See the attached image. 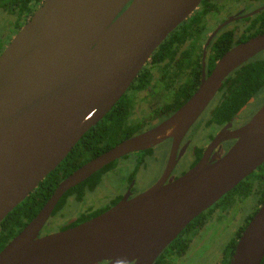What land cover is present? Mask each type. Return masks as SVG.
Here are the masks:
<instances>
[{"label": "water", "instance_id": "obj_1", "mask_svg": "<svg viewBox=\"0 0 264 264\" xmlns=\"http://www.w3.org/2000/svg\"><path fill=\"white\" fill-rule=\"evenodd\" d=\"M200 0H43L0 53V221L118 101L162 40ZM264 49V32L228 49L196 90L157 125L122 139L67 174L0 250V264H152L195 216L264 162V103L229 132L234 143L77 225L41 234L70 188L124 154L167 137L173 147L224 79ZM221 130L213 143L225 139ZM171 152L167 169L174 161ZM164 174V177L165 175ZM264 200L228 264H260Z\"/></svg>", "mask_w": 264, "mask_h": 264}, {"label": "flooded vegetation", "instance_id": "obj_2", "mask_svg": "<svg viewBox=\"0 0 264 264\" xmlns=\"http://www.w3.org/2000/svg\"><path fill=\"white\" fill-rule=\"evenodd\" d=\"M42 1L0 0V53ZM262 13H264V0H200L192 13L182 21L183 39L169 49L168 54L152 57L156 47L142 66L147 69L139 76L137 73L120 96L124 103L123 109L127 110L126 122L141 128L135 134L157 125L184 103L196 90L202 76L210 73L217 59L228 49L264 32ZM263 52L264 49L256 55L262 53L261 56L264 57ZM193 84H195L194 89H192ZM219 89L208 106L181 136L174 150L173 138L167 137L149 148L124 154L110 162L111 166L108 169L101 171L99 181L93 187L89 188L87 184L84 186V195L81 199H77L76 192L71 194L68 199L80 203L82 208L64 220L59 228L65 229L88 220L120 201L138 195L162 178H165L164 182L176 179L204 157H207L208 161L221 157L235 141L234 138H229V132L245 124L264 103L262 98L264 85L255 97L250 98L236 114L221 124L210 121L212 110L223 97ZM186 94L189 95L185 96ZM221 130L226 131L225 139L213 143L215 136ZM172 150L175 157L170 171L166 174ZM154 165L155 167L152 168ZM143 175L146 177L143 178ZM252 183L249 194L243 195L237 188H231L228 193L226 192L227 194L225 193L227 195L225 198H222L225 195L223 194L208 206L201 212L204 217L201 219L204 220L201 225L195 222L185 226L179 233L181 234L179 239L185 240V249L179 255L168 257L167 260L171 264H177L201 230L208 226L214 227L217 222L229 224L231 221H238L242 225L234 231V236L242 228L241 233L264 200L261 201L264 185L257 180H253ZM87 200L89 203L81 204ZM201 220L198 222L200 223ZM211 231L208 230L206 233ZM223 255L224 252L221 259ZM108 263L109 260L103 259L96 264Z\"/></svg>", "mask_w": 264, "mask_h": 264}, {"label": "trees", "instance_id": "obj_3", "mask_svg": "<svg viewBox=\"0 0 264 264\" xmlns=\"http://www.w3.org/2000/svg\"><path fill=\"white\" fill-rule=\"evenodd\" d=\"M181 25L182 22L162 40L152 53V57L169 53V49L183 39L184 29ZM146 69L142 67L138 72V76ZM263 85L264 57L258 54L233 70L225 78L219 89L223 95L222 100L212 110L210 121L221 124L227 118H231L250 98L258 94ZM194 87L195 84H193L192 89ZM188 95L186 94L185 96ZM123 104L121 97L97 123L92 125L78 139L60 163L3 217L0 221V250L36 215L61 179L90 158L141 130L138 125L126 122L127 110L123 109ZM110 166L111 164H107L103 169L94 172L76 186L68 189L58 200L50 217L66 204L68 197L74 192H76L77 199H81L84 195V186L87 184V187H93L99 181L101 171L108 169ZM253 180H257L264 185V162L253 173L241 180L233 189L237 188L243 195L249 194ZM226 194L222 198H225ZM263 199L264 195L261 201ZM203 218L201 213L188 222L186 226H190L195 222L201 225L204 222V220H201ZM199 220H201L200 223L198 222ZM61 229L64 228L60 227L59 230ZM241 229L237 231L236 236L224 248V255L219 264H228ZM180 237L181 234H178L152 264H171L167 258L172 255H179L186 247L185 240L179 239ZM260 264H264V255Z\"/></svg>", "mask_w": 264, "mask_h": 264}, {"label": "rangeland", "instance_id": "obj_4", "mask_svg": "<svg viewBox=\"0 0 264 264\" xmlns=\"http://www.w3.org/2000/svg\"><path fill=\"white\" fill-rule=\"evenodd\" d=\"M262 98H264V94L262 95ZM157 155L160 157L158 151ZM154 167L155 165L152 168ZM145 177L146 176L143 175V178ZM86 202L89 203V200L83 201L81 204ZM81 208L82 206L80 203L73 199H67L66 204L54 215L49 217L48 222L41 230V234H45L48 231L53 232L59 230L60 224L70 216L74 215L76 210L78 211ZM218 223L219 222H217L214 227H204L196 236L194 243L189 246V250L186 251L185 255H183L177 264H217L220 260H222L221 255L224 252V248L231 241V239L235 237L234 231L242 224L238 221H231L229 224H225V222L222 224ZM208 230L212 231L206 233ZM201 242L203 243L198 246Z\"/></svg>", "mask_w": 264, "mask_h": 264}]
</instances>
